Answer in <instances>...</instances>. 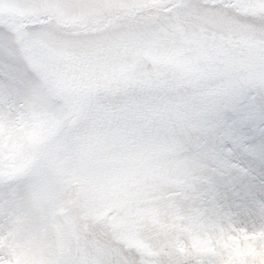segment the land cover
Returning a JSON list of instances; mask_svg holds the SVG:
<instances>
[{"label":"snow or ice","instance_id":"snow-or-ice-1","mask_svg":"<svg viewBox=\"0 0 264 264\" xmlns=\"http://www.w3.org/2000/svg\"><path fill=\"white\" fill-rule=\"evenodd\" d=\"M0 264H264V0H0Z\"/></svg>","mask_w":264,"mask_h":264}]
</instances>
